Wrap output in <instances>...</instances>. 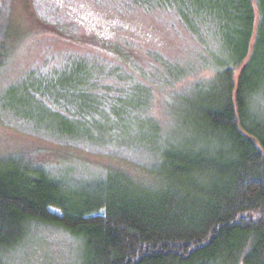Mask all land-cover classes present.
I'll use <instances>...</instances> for the list:
<instances>
[{
  "label": "trees",
  "instance_id": "obj_1",
  "mask_svg": "<svg viewBox=\"0 0 264 264\" xmlns=\"http://www.w3.org/2000/svg\"><path fill=\"white\" fill-rule=\"evenodd\" d=\"M120 1L173 13L205 51L184 65L104 41L110 61L69 52L8 91L2 111L28 134L141 175L0 159V264L15 263L32 227L63 232L71 264H264V0ZM11 13L0 0V68ZM167 91L165 127L153 99Z\"/></svg>",
  "mask_w": 264,
  "mask_h": 264
},
{
  "label": "rangeland",
  "instance_id": "obj_2",
  "mask_svg": "<svg viewBox=\"0 0 264 264\" xmlns=\"http://www.w3.org/2000/svg\"><path fill=\"white\" fill-rule=\"evenodd\" d=\"M8 36L7 58L0 68V159L20 157L48 168L62 160L74 163L79 159L91 162L93 166L124 171L130 178L140 172H135L123 161L87 155L51 144L40 135L28 134L26 123L13 120L14 113L2 111L3 106L14 105V100L7 96L8 91L17 90V87L19 91V80L31 69L50 67L69 52L86 56L95 52L100 58L110 61L109 54L97 46L104 41L116 42L120 46L126 44L128 55L137 60H142L150 50L178 59L184 65L196 64L200 52L203 54L205 51V45L202 48L197 38L183 28L173 13L130 7L120 0H12ZM206 40L211 42L208 37ZM216 51L218 54L219 48ZM209 76V69L202 70L174 89L186 90L191 81ZM169 91L156 92L153 99L154 115L165 127L169 119L164 112V104L170 97ZM22 100L25 107L32 110L30 101ZM29 231L24 248L10 256L15 260L14 264L74 263L73 243L63 232L49 227H32Z\"/></svg>",
  "mask_w": 264,
  "mask_h": 264
}]
</instances>
